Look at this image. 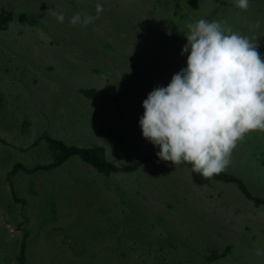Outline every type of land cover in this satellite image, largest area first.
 I'll list each match as a JSON object with an SVG mask.
<instances>
[{
	"label": "rangeland",
	"instance_id": "obj_1",
	"mask_svg": "<svg viewBox=\"0 0 264 264\" xmlns=\"http://www.w3.org/2000/svg\"><path fill=\"white\" fill-rule=\"evenodd\" d=\"M98 2L92 23H70ZM199 18L264 55V0H0V264H18L24 233V264H264V206L235 184H195L183 164L102 174L72 156L9 175L53 161L43 136L119 168L156 155L142 101L186 66L184 31ZM220 174L264 200V131L247 133Z\"/></svg>",
	"mask_w": 264,
	"mask_h": 264
},
{
	"label": "clouds",
	"instance_id": "obj_2",
	"mask_svg": "<svg viewBox=\"0 0 264 264\" xmlns=\"http://www.w3.org/2000/svg\"><path fill=\"white\" fill-rule=\"evenodd\" d=\"M235 3L246 10L250 0ZM103 10L98 2L96 15L76 12L70 23L88 25ZM52 15L65 20L63 11ZM184 34L186 66L147 94L139 126L142 136L159 147L161 160L190 163L210 179L231 164L234 148L247 133L264 131V55L250 37L219 20L190 21Z\"/></svg>",
	"mask_w": 264,
	"mask_h": 264
},
{
	"label": "trees",
	"instance_id": "obj_3",
	"mask_svg": "<svg viewBox=\"0 0 264 264\" xmlns=\"http://www.w3.org/2000/svg\"><path fill=\"white\" fill-rule=\"evenodd\" d=\"M43 139L48 143V145L53 149V151H55V156L53 158V161L47 165L36 166L31 169H25L19 163L15 164L12 170L9 172L10 176L14 175L19 170H23L25 173H33L34 171H37V170H50V169L58 168L72 156L79 157L84 163L90 165L97 172L102 173V174H110V173H117V172H131L137 169L140 165L144 164L146 161L150 159H154V158L155 159L159 158L157 155H151V156H147L139 160L138 162L132 165L119 168V167H116L111 162H108L103 158H99L97 155L93 153V151L89 149L67 146L63 142L51 139L47 136H43ZM181 164L188 167L190 174H191V178L195 184L204 185L210 181L223 182L226 184H235L237 189L243 194V196L251 200L254 203V205L264 206V200L252 197L241 180L233 176L224 175L220 173L215 174L210 179H207V178L201 177L198 173L194 172L192 170L191 164L185 163V162ZM18 201L23 202V200H18ZM26 238H27V235L26 233H24L22 237L21 245L19 248V252H18V258H17L18 264H24L25 262L24 249H25V239Z\"/></svg>",
	"mask_w": 264,
	"mask_h": 264
}]
</instances>
